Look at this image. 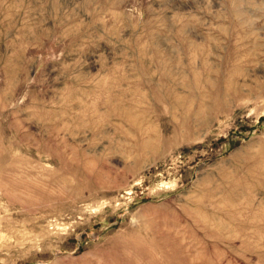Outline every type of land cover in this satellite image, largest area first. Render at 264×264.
<instances>
[{
	"label": "rangeland",
	"instance_id": "obj_1",
	"mask_svg": "<svg viewBox=\"0 0 264 264\" xmlns=\"http://www.w3.org/2000/svg\"><path fill=\"white\" fill-rule=\"evenodd\" d=\"M0 264H264V0H0Z\"/></svg>",
	"mask_w": 264,
	"mask_h": 264
},
{
	"label": "bare ground",
	"instance_id": "obj_2",
	"mask_svg": "<svg viewBox=\"0 0 264 264\" xmlns=\"http://www.w3.org/2000/svg\"><path fill=\"white\" fill-rule=\"evenodd\" d=\"M233 28H234V27H233ZM231 36H232V35H231ZM235 52H237V51H236V47L234 46V47L231 49V54H234ZM9 70H10V69H9ZM12 74H13V73H12ZM223 80H224V79H223ZM224 81H225V80H224ZM229 81H230V80H229ZM229 81H228V82H229ZM224 83H225V82H224ZM226 83H227V79H226ZM213 84H214V83H213ZM189 93H190V95H191L192 91H189ZM195 96H197V95H195ZM195 96H194V97H195ZM193 100H194V98H193ZM185 102H186V101H185ZM185 102H184V103H185ZM171 106H172V105H171ZM174 109H175V108H174ZM188 112H189V111H188ZM190 112H191V111H190ZM132 120H133V119H132ZM180 127H181V126H180ZM141 145H142V144H141ZM143 147H144V146H143ZM144 148H145V147H144ZM231 185H233V184H231ZM234 185H235V184H234ZM226 187H227V185H226ZM237 187H238V186H237ZM223 188H224V187H223ZM210 189H211V188H210ZM215 189H217V188H215ZM236 189H237V188H236V186H235V190H236ZM208 190H209V189H208ZM208 190H206V191H208ZM221 190H222V189H221ZM228 190H229V189H228ZM211 191H212V190H211ZM212 192H213V191H212ZM212 192H211V193H212ZM206 193H207V192H206ZM230 193H231V192H229V194H230ZM229 194H228V195H229ZM207 196H208V195H207ZM209 196H210V195H209ZM231 196H232V195H231ZM205 197H206V196H205ZM228 197H229V196H228ZM210 201H211V200H210ZM223 201H224V200H223Z\"/></svg>",
	"mask_w": 264,
	"mask_h": 264
}]
</instances>
